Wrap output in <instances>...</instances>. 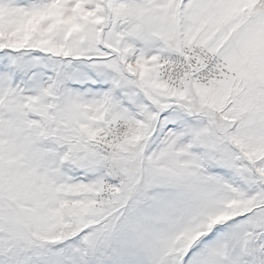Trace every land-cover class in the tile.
<instances>
[{
    "label": "snow or ice",
    "instance_id": "6c2138e0",
    "mask_svg": "<svg viewBox=\"0 0 264 264\" xmlns=\"http://www.w3.org/2000/svg\"><path fill=\"white\" fill-rule=\"evenodd\" d=\"M0 264H264V0H0Z\"/></svg>",
    "mask_w": 264,
    "mask_h": 264
}]
</instances>
